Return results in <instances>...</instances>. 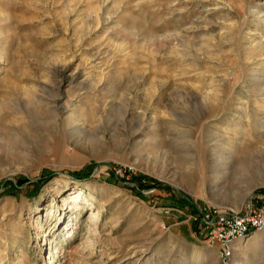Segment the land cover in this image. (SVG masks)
<instances>
[{
	"label": "rangeland",
	"instance_id": "374dc122",
	"mask_svg": "<svg viewBox=\"0 0 264 264\" xmlns=\"http://www.w3.org/2000/svg\"><path fill=\"white\" fill-rule=\"evenodd\" d=\"M256 193L264 0H0V264H264L190 219Z\"/></svg>",
	"mask_w": 264,
	"mask_h": 264
},
{
	"label": "built area",
	"instance_id": "2783aa9c",
	"mask_svg": "<svg viewBox=\"0 0 264 264\" xmlns=\"http://www.w3.org/2000/svg\"><path fill=\"white\" fill-rule=\"evenodd\" d=\"M190 219L196 227L194 236L216 247L220 259L226 262L233 253L236 239L254 230L264 231V193H256L244 211L204 206L191 214Z\"/></svg>",
	"mask_w": 264,
	"mask_h": 264
},
{
	"label": "trees",
	"instance_id": "16d2710c",
	"mask_svg": "<svg viewBox=\"0 0 264 264\" xmlns=\"http://www.w3.org/2000/svg\"><path fill=\"white\" fill-rule=\"evenodd\" d=\"M87 173H88V166H83L75 171H72L70 174L73 176V178L78 179L80 177H83ZM52 175H53V172L44 171L37 180L31 181L29 183H34L36 184V186L43 185ZM131 180L134 182V186L132 187L136 190L137 193H140L142 189H153V188H159V189H165V190L170 189L169 185L165 183H161L157 180H152L150 177L144 174L135 175L132 177ZM192 228L194 230L196 228L195 224L193 223H192Z\"/></svg>",
	"mask_w": 264,
	"mask_h": 264
},
{
	"label": "bare ground",
	"instance_id": "6f19581e",
	"mask_svg": "<svg viewBox=\"0 0 264 264\" xmlns=\"http://www.w3.org/2000/svg\"><path fill=\"white\" fill-rule=\"evenodd\" d=\"M208 108H211V107H208ZM213 109V108H212ZM212 109H210V110H212ZM215 109V108H214Z\"/></svg>",
	"mask_w": 264,
	"mask_h": 264
}]
</instances>
